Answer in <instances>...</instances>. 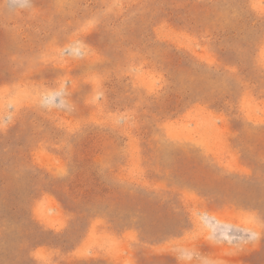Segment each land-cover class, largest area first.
Listing matches in <instances>:
<instances>
[{
	"label": "rangeland",
	"instance_id": "374dc122",
	"mask_svg": "<svg viewBox=\"0 0 264 264\" xmlns=\"http://www.w3.org/2000/svg\"><path fill=\"white\" fill-rule=\"evenodd\" d=\"M0 264H264V0H0Z\"/></svg>",
	"mask_w": 264,
	"mask_h": 264
}]
</instances>
